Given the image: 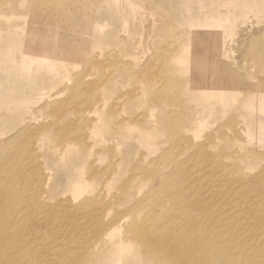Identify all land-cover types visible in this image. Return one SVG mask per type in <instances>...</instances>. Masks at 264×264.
<instances>
[{"label":"rangeland","instance_id":"obj_1","mask_svg":"<svg viewBox=\"0 0 264 264\" xmlns=\"http://www.w3.org/2000/svg\"><path fill=\"white\" fill-rule=\"evenodd\" d=\"M50 1L0 0V140L22 160L46 162L49 198L41 202L55 207L50 250L59 264H114L110 247L93 251L89 230L116 212L129 226L147 222L153 184L139 177L170 148L171 161L155 164L164 172L194 169L199 148L202 169L221 165L214 177L260 175L264 187V0H76L70 13ZM203 74L216 76L218 91L209 81L197 90ZM84 162L94 180L72 195ZM81 204L98 210L71 208ZM122 219L112 223L116 241ZM48 223L43 239L27 236L30 258L51 241ZM124 249L133 256L121 264H153L135 244Z\"/></svg>","mask_w":264,"mask_h":264},{"label":"bare ground","instance_id":"obj_2","mask_svg":"<svg viewBox=\"0 0 264 264\" xmlns=\"http://www.w3.org/2000/svg\"><path fill=\"white\" fill-rule=\"evenodd\" d=\"M78 5L76 0L50 1L53 10L60 13H70L71 8ZM209 26L203 25L201 32H210ZM175 52L179 56L182 51L177 49ZM191 80L186 78L189 84ZM201 81L215 85L212 90L209 87L211 92L218 91L216 76H199L198 91L201 89ZM223 95L229 97V93ZM93 110L95 112L96 109ZM74 140L65 138L63 143ZM80 140L85 142L86 136ZM171 140H175L176 144L181 141L176 136H171ZM175 150L170 148L161 153L158 160L151 164V169L145 170L146 175L139 177V182L145 184L152 179L153 184V188L145 195V199L154 206L146 213L147 222H143V217L140 223L129 226L124 222L127 215L116 212L111 222H98L91 226L89 232L97 234L90 243L94 246L93 251L103 246L110 247L112 254L107 252L106 257L112 258L114 264H121L126 257L133 256L131 251L124 249V244L131 242L137 247L139 256L153 264H264V205L257 208L252 206L255 202L264 203V187L260 184V175L248 178L236 175L229 178L226 173H222L214 177L212 171L220 170L221 165L213 163L211 169H202L197 161L199 155H202L199 148H195L193 158L197 157L191 171L177 167L172 172H164L156 166L159 161L169 163L171 159L167 156ZM3 152H6L4 156L7 160L1 159ZM140 160L144 161L143 158ZM0 161H6L7 164L0 163V264H59L56 254L50 250L58 242L54 236L57 231L53 224L55 207L41 202V199L49 198L43 189V185L45 187L51 180V173L45 174L43 171L46 162L32 163L29 158L22 160V150L7 138L0 140ZM85 165L84 162L81 178L73 183L72 195L87 187V182L94 180L91 178L93 171L90 172V178L87 177ZM260 174H264V166ZM231 187L239 188H236L238 195L229 191ZM77 197L74 196V200ZM71 208L84 211L83 215L98 210L92 206L89 211L90 207L86 204ZM136 209L135 215L141 211V208ZM114 219H122L119 225L124 228L117 236L120 238L117 241L111 234ZM48 222H51V231L47 239L51 241L49 245L46 241L36 245L42 251L41 258H30V249L35 243L30 244L31 240L27 236L36 233L41 234L43 239L42 226L48 225ZM61 264L75 263L64 261Z\"/></svg>","mask_w":264,"mask_h":264}]
</instances>
